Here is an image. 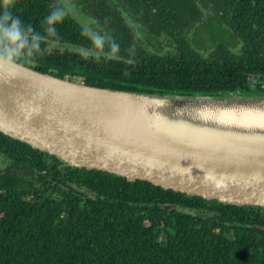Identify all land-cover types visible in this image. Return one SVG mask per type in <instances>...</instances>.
Returning <instances> with one entry per match:
<instances>
[{
	"label": "trees",
	"instance_id": "trees-1",
	"mask_svg": "<svg viewBox=\"0 0 264 264\" xmlns=\"http://www.w3.org/2000/svg\"><path fill=\"white\" fill-rule=\"evenodd\" d=\"M71 2L80 21L98 24L121 45L120 58L97 61L67 50L64 45L84 43L81 24L69 17L57 25L61 46L26 67L134 93L264 97V0ZM55 3L16 0L14 11L39 31ZM208 7L219 24L211 48L220 50L209 59L185 36L195 31L196 41L206 29L197 23ZM163 37L176 54L160 55ZM152 38L155 51L147 48ZM0 155V264H264V209L62 168L58 159L1 133Z\"/></svg>",
	"mask_w": 264,
	"mask_h": 264
},
{
	"label": "water",
	"instance_id": "water-1",
	"mask_svg": "<svg viewBox=\"0 0 264 264\" xmlns=\"http://www.w3.org/2000/svg\"><path fill=\"white\" fill-rule=\"evenodd\" d=\"M0 133L62 168L264 208V97L134 93L25 66L0 71Z\"/></svg>",
	"mask_w": 264,
	"mask_h": 264
},
{
	"label": "clouds",
	"instance_id": "clouds-1",
	"mask_svg": "<svg viewBox=\"0 0 264 264\" xmlns=\"http://www.w3.org/2000/svg\"><path fill=\"white\" fill-rule=\"evenodd\" d=\"M16 0H0V71L11 75L12 71L25 67L30 61L45 55L50 49L61 46L57 25L66 18H76L75 5L71 0H56L52 10L44 17L41 30L26 24L15 14ZM84 43L64 45L67 50L82 58L119 59L121 45L103 32L98 24L81 25ZM131 59L128 63H132Z\"/></svg>",
	"mask_w": 264,
	"mask_h": 264
},
{
	"label": "rangeland",
	"instance_id": "rangeland-1",
	"mask_svg": "<svg viewBox=\"0 0 264 264\" xmlns=\"http://www.w3.org/2000/svg\"><path fill=\"white\" fill-rule=\"evenodd\" d=\"M210 5V4H208ZM215 16H218V14L216 13V10L213 7H208L207 8V12H205V14H203V17H201V21L199 23H197V25H201V24H205L208 25L206 27V29H202L200 30L197 35L195 36V40H193L194 38V34L196 33L195 31H186L185 36L188 39L192 40V44L193 46L199 51L200 54H202L204 57L206 58H215L219 55V51L217 47L215 48H211V46H213V43H211L210 41V33L212 32H217L216 29H219V24L217 21L211 20L212 17L214 18ZM217 37V35H216ZM219 37V36H218ZM221 38V36H220ZM218 39V38H216ZM161 41L160 45H161V51H160V55H168V54H176L177 50H176V45L173 43V41L171 39H168L167 37H163L159 39ZM220 40V39H219ZM243 44H239L234 50L236 53L240 52V49L242 47ZM149 46V50H153L155 51L156 49L154 48L155 46L159 47V44H157L156 40L154 38L151 39L150 45H147V48ZM235 97H243V96H235ZM0 169L3 171L4 167H2L1 163H0ZM3 176L2 172L0 173V176Z\"/></svg>",
	"mask_w": 264,
	"mask_h": 264
},
{
	"label": "flooded vegetation",
	"instance_id": "flooded-vegetation-1",
	"mask_svg": "<svg viewBox=\"0 0 264 264\" xmlns=\"http://www.w3.org/2000/svg\"><path fill=\"white\" fill-rule=\"evenodd\" d=\"M78 14V13H77ZM78 23H80L82 25V23H84V20L80 21L77 17L74 18ZM1 156V155H0ZM0 161H2V157H0ZM252 208V207H251ZM253 209H264V208H253ZM262 228L264 229V227H259V229Z\"/></svg>",
	"mask_w": 264,
	"mask_h": 264
}]
</instances>
